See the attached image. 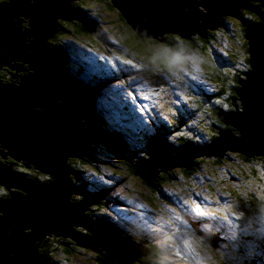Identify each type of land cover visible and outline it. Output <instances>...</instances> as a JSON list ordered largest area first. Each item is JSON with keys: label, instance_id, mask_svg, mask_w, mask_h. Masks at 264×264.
<instances>
[{"label": "rangeland", "instance_id": "374dc122", "mask_svg": "<svg viewBox=\"0 0 264 264\" xmlns=\"http://www.w3.org/2000/svg\"><path fill=\"white\" fill-rule=\"evenodd\" d=\"M73 5L88 22L101 16L99 20H105L106 26L104 32L100 29L103 35L101 36L97 28L93 33L84 34L81 30V25L84 24L80 21L57 18L55 22L58 28L47 38L46 44L54 52H59L57 48L62 50L66 42L81 40L90 46V53L94 49L92 61L86 63V70H82L77 77L81 87L97 90L96 95L92 93L87 99V104L91 103L97 115L101 116L100 120H96L102 126L104 123L107 126L111 118V110H115L118 97L125 92L130 95L135 93L136 97L138 93L142 94L151 101L156 93L154 108L169 110L166 121L158 127L160 132H170L169 129L163 130V125H180V134L187 135V140L199 145L207 144L209 136L216 134L217 124L213 121L216 116L213 111L218 108V104H223V101H219L222 98L219 97L220 91L222 88H227L214 79H226L227 76L223 73L233 75L235 68L237 70L241 68V71L236 72L239 76H242L239 72L248 70V66H244V58L248 57L245 50L247 40L240 19L229 18L230 26L220 32L217 40L213 42H202L196 47L182 48V45L176 47L179 51L175 50V52L161 47L158 50L154 47L145 50L139 45L142 42L135 40L136 47L128 40L135 30L110 0H77ZM18 19L17 21L21 20ZM28 22L24 19L22 25L27 27ZM92 24L98 27L96 21ZM18 26L20 27L19 24ZM175 36L177 34L174 33L167 37L162 36L163 41L160 40V43H168ZM138 38L149 43L152 40L154 44L156 42L155 38L139 34ZM226 42L228 44H225ZM124 50L130 54L127 58L122 56ZM187 53H190L192 61H187L184 57L188 55ZM233 53H236L234 56L236 65L233 64L230 56ZM181 61L187 62L181 63ZM15 63L17 65L8 61L0 64V76L3 79H7L9 75L2 73V67L14 68L10 72L13 76L12 81L7 84L19 85V78L22 79L21 76L25 72L20 69L21 64L18 61ZM207 67L212 71L210 74L213 76L207 75ZM124 71L127 73V78L124 77ZM27 76L28 74L25 75ZM130 76L135 77L136 80H130ZM214 81L216 85L220 84L221 89L218 87L214 89ZM74 84L76 85L75 82ZM159 89L165 91L162 95L164 97L162 103L157 102ZM102 93H111L114 98L113 103H109V107L105 106L108 101L102 97ZM97 96L101 97V100L97 99ZM233 96L237 97V95ZM235 102L239 105V99H235ZM229 107L227 103L224 109L229 110ZM112 121H115V118H112ZM198 121L201 122L197 124ZM125 123L131 131L126 127L119 131L113 130L119 129L120 126L115 127L112 124L107 131L109 133L112 131L111 134L119 140H126L129 147L133 146L135 153L133 160L136 161L143 154L144 157H149L150 151L147 153L146 146L139 143L134 135V126L129 120ZM222 125L224 126L223 123ZM228 127L232 126L228 125ZM161 133L159 137L165 136ZM175 136L174 134L171 137L176 138L171 143L173 145L178 144L176 143L178 136ZM106 147L117 151L113 146L98 140L86 141L84 149L88 154H83L82 158L75 156L66 158V167L73 172L69 175L71 179L73 177V181H70L72 185L83 188L88 196L95 194L102 196L101 189L106 193L109 192L106 196H102L104 198L102 201L108 205L104 203L97 206L98 200L95 203L90 202L83 214L100 219L115 215L123 217L125 226L122 229L133 230L141 236V239L152 244L153 246L150 247L156 255L155 261L161 260L162 264H264L263 160L249 162L238 157L237 153L229 151L228 157L222 162H219L215 156L196 158L193 161L196 162L194 168L197 167V171L187 174L182 167L174 166L167 171L170 173L169 176H173L171 182L163 183L159 187L156 184L155 187H151L133 172L134 167L132 168L127 160L112 155ZM251 167L257 175L255 179L249 180L250 178L245 174ZM18 169V172L26 174V180L50 183L45 172L23 164H20ZM164 172L160 170L155 181L161 175L166 176ZM106 176H109L106 180L109 183L102 184V179ZM6 189V186H0V193L6 194L4 191ZM7 191L10 194L9 189ZM17 191L16 188L14 192ZM132 197H137V201ZM130 204H137L138 211L132 209ZM193 220L200 222L201 233L190 227ZM128 222H131L130 227H127ZM73 231L85 237L93 236L82 226H75ZM108 231L118 233L117 229L111 227ZM62 238L70 243L69 248H65ZM37 248L40 256L46 259L45 264L102 262L98 252L76 244V241L69 237L45 236L39 240ZM147 250L150 254L151 251L148 248ZM188 254L190 257L187 256ZM141 260L143 261L134 260L133 264L154 263L149 255L141 257Z\"/></svg>", "mask_w": 264, "mask_h": 264}, {"label": "water", "instance_id": "95a60500", "mask_svg": "<svg viewBox=\"0 0 264 264\" xmlns=\"http://www.w3.org/2000/svg\"><path fill=\"white\" fill-rule=\"evenodd\" d=\"M76 1H0V64L22 59L29 68L28 77L19 85L0 82V155L45 172L50 180H26L17 167L0 161V184L18 190L0 199V264H45L38 242L56 235L95 250L103 263L130 264L148 254L140 244L108 231L105 222L83 214L98 194L88 196L72 185L69 175L73 172L66 167L67 157L88 154L86 141L98 140L125 154L118 139L102 128L87 104L93 88L75 85L62 72L63 56L46 44L58 28L57 18L88 23L73 5ZM110 1L136 33L162 41L167 32L186 40L205 38L207 30L221 26L227 15L244 22L249 70L236 80L239 87L233 98V102L239 99L240 106L235 102L234 109L219 108L217 116L224 126L218 127V136L207 144L186 140L173 145L156 140L149 158L134 163L140 177L155 187L160 170L167 172L174 166L190 170L196 165L193 159L199 157H224L228 151L250 159L264 157V0ZM243 9L256 13L260 21L243 19ZM16 18L21 19V25L27 19V28L21 29ZM73 193L81 198L70 199ZM75 226L93 236L73 231Z\"/></svg>", "mask_w": 264, "mask_h": 264}, {"label": "trees", "instance_id": "16d2710c", "mask_svg": "<svg viewBox=\"0 0 264 264\" xmlns=\"http://www.w3.org/2000/svg\"><path fill=\"white\" fill-rule=\"evenodd\" d=\"M107 1H109V0H107ZM198 1H201V0H198ZM255 5H258L259 6V3H256ZM121 13V12H120ZM118 14H119V12H118ZM241 14L244 16V14L246 15L245 17L246 18H244V19H246V20H249V21H253V22H257V21H260V18L258 17V15H256V13H254V12H252V11H249V10H245V9H243V11L241 12ZM229 17H231V16H229ZM229 17H228V15L227 16H225L223 19H222V22H223V24L221 25V26H219L218 28H216V29H210V30H207V35H206V37L205 38H202V37H199V36H193L190 40H186V39H184V38H182V37H180L179 35H177V36H175L171 41H169L168 43H160V40L159 39H156V42H155V44H154V40H152L150 43L146 40V41H144V39L143 40H139V38H138V34L135 32H133V37L132 36H129V38L128 37H125V38H128V40L132 43V44H134L136 47H137V45H136V43L134 42L135 40H138L141 44H139V45H141L142 47H143V49H145V50H148V49H151V47H154V49H156V50H158V48L159 47H161V48H165L166 50H170V51H173V52H175V50H177V51H179L177 48H179V47H181V45H183L182 46V48L183 47H186V46H193V47H196L197 45H199V44H201L202 42H209V41H213V40H217V36H218V34L220 33V32H222V31H225L226 30V27L228 28L229 26H230V21L231 20H229L228 21V19H229ZM232 18V17H231ZM248 18V19H247ZM26 25H28V24H26ZM23 29H26L27 27H22ZM21 28V29H22ZM95 28H96V26L95 25H93V29L92 30H95ZM223 28V29H222ZM81 30H82V33H84V34H86L85 33V31H86V28L83 26V25H81ZM91 32V31H90ZM134 42V43H133ZM192 42V43H191ZM124 45V47H126V45L125 44H123ZM177 47V48H176ZM171 49H174V50H171ZM57 50L59 51V53L64 57V62H63V65H62V72L66 75V76H68V77H70L71 79H73L74 80V82L77 84V85H81V83H80V81H79V79H78V77L77 76H74L73 75V73L70 71V69H69V60H68V58H67V56H66V53L64 52V51H62V50H59L58 48H57ZM211 62L216 66V63H214V61H212L211 60ZM244 66L246 67V66H248V70H249V62H248V58H247V60H245L244 61ZM217 67V66H216ZM206 70H208V72L207 73H209V76H213V74H210V73H212V71L211 70H209V68L207 67L206 68ZM220 71V70H219ZM238 71V70H237ZM203 72H205V70H203ZM242 76H239V74L235 77V81H226V84H225V82H224V80H220L219 78H217V79H214V80H217V81H219L220 82V84L221 83H223L224 84V86H227V92H228V94L230 93V89L231 88H229V86H230V84L231 83H233V84H235V85H237L238 84V81H236V80H238V78L240 77H244V71H242V72H239ZM239 76V77H238ZM4 83H6V82H4ZM238 86V85H237ZM225 92H226V90H225ZM226 92V93H227ZM227 94V95H228ZM233 95H237L236 94V91L235 90H233L232 91V94L231 95H228V98H230V102H228L229 103V109L231 110L232 109V107H233V104H234V102H233V98H234V96ZM232 96V97H231ZM219 97H222V98H220L219 99V101H224V94H222L221 95V93H220V96ZM224 103V102H223ZM89 106L91 107V109L94 111L95 109H94V107H93V105L91 104V103H89ZM239 106H240V102H239ZM218 110H219V108H216L215 109V111L216 112H214L213 111V113L215 114V113H217L218 112ZM96 111V110H95ZM97 112V111H96ZM96 116H97V119L98 120H100L101 118V116L100 115H97L96 114ZM213 121L214 122H216L217 124H219V126L220 125H222V121H220L219 119H218V116H217V114H216V118L214 117L213 118ZM201 121H198L197 122V124L198 123H200ZM205 123V122H204ZM213 124H215V123H213ZM104 126H105V123H104V125L102 126L103 128H104ZM216 126V125H215ZM223 126V125H222ZM179 127H181L180 125H178L176 128H179ZM217 129H218V127H216ZM229 128V127H228ZM230 128H232V127H230ZM205 129L206 130H208V128L207 127H205ZM233 129V128H232ZM235 132H236V130L235 129H233ZM111 132V131H110ZM167 134H169L170 136H172L173 135V133L172 132H168ZM207 135H208V131H207ZM210 135V134H209ZM218 136V131L216 130V135L215 134H212V135H210L209 136V139H208V142H210V141H212L214 138H216ZM187 139H184L183 141H186ZM123 141V150H124V152L125 153H127V159H128V163L132 166V168L133 167H135V164L134 163H136V162H138L141 158H144V154H143V156H141V157H139L136 161L135 160H133V155H135V153H134V149H133V146L132 147H129L126 143V140H122ZM152 145H153V143L151 142L150 144H149V146H148V149H150L149 151H151L152 149H151V147H152ZM132 156H131V155ZM227 155H229V153H227L224 157H216V158H218V161L219 162H222L224 159H226L228 156ZM237 156L238 157H240V158H242V159H247L249 162H252V160H256V161H258V160H263L264 161V157H262V156H257V157H255V158H253V159H250V158H247V157H245V156H243L242 154H240V153H237ZM130 158V159H129ZM199 158H202V157H199ZM135 161V162H134ZM7 164V163H6ZM134 164V165H133ZM183 170L187 173V174H189V173H192L193 171H197V167L196 168H191L190 170H188V169H185V168H183ZM133 172L134 173H136L135 172V168L133 169ZM164 173H166L167 175L166 176H160V178L157 180V181H155V183H156V186L157 187H159L161 184H163V183H166V182H171L172 181V179H173V176H169V174L170 173H168V172H164ZM255 173V170L251 167L249 170L247 169V171H246V174H245V176L248 178H250L249 180H251V179H255V177H256V175L257 174H254ZM137 174V173H136ZM72 179H73V177H72ZM248 179H247V181H249ZM10 197V194L9 193H7V194H3V193H0V198H3V199H5V198H9ZM102 197V196H101ZM100 197V198H101ZM104 199V198H103ZM98 201H99V199H98ZM94 219L95 218H97L96 216H94L93 217ZM117 232L119 233V234H121L122 236H125V234L127 235L126 237L127 238H129V239H132V240H135V241H137L138 243H141V244H143L145 247H147L151 252H150V254H148L151 258H152V260L154 261V263H152V264H162V263H160V261L161 260H158V261H155V259L157 260V258H156V255H154L153 254V252H152V250H151V247L150 246H153L152 244H148L146 241H145V239H141V236H139L137 233H134V232H132V231H128V230H126V229H122V228H118L117 229ZM148 251V250H147ZM188 253V252H187ZM148 255H146L145 257H147ZM187 256H189V254L187 255ZM190 257V256H189ZM192 259L194 258L193 256L191 257ZM260 260H262V259H260ZM140 262H142L143 260H141V258H140V260H139ZM51 263V262H50ZM52 264H55L54 262L52 263ZM100 264H105V263H100ZM109 264V263H108Z\"/></svg>", "mask_w": 264, "mask_h": 264}, {"label": "flooded vegetation", "instance_id": "af4514ba", "mask_svg": "<svg viewBox=\"0 0 264 264\" xmlns=\"http://www.w3.org/2000/svg\"><path fill=\"white\" fill-rule=\"evenodd\" d=\"M243 10H241V12H242ZM246 16V15H245ZM229 18H231V17H229ZM232 18H234V17H232ZM235 19H238V18H235ZM240 21L242 22V25H243V30H244V22L242 21V19H240ZM226 30H227V27H226ZM90 33H92V31L91 32H88V34H90ZM135 33V32H134ZM214 41V40H213ZM213 41H211V42H213ZM11 69H14V68H12V67H2V73L4 74H8L9 75V77H7V79H3L2 78V76H0V81H2L3 83L4 82H6V83H8L9 81H12V78H13V76H12V73H10L11 72ZM207 75L209 76V73H207ZM234 75V74H233ZM233 75H231V76H233ZM230 76V77H231ZM229 81H231V80H229ZM231 86V87H230ZM230 86H229V88H231L230 89V93L228 94V90H226V89H224V93L226 94V92H227V94L228 95H230L231 93H232V91L234 90L233 89V87L235 86V84H233V83H231L230 84ZM233 86V87H232ZM225 90H226V92H225ZM228 95H226V97H224V103L223 104H221V105H219L218 106V108L220 107V106H225V104H227L228 102H230V98H229V100H228ZM229 104V103H228ZM215 116H216V113H215ZM216 118V117H215ZM216 123V122H215ZM217 124V123H216ZM217 127H219V124H217ZM215 129L217 130V128H216V126H215ZM216 135V134H215ZM157 139V137L155 136V138L154 139H152L151 141H152V143L155 141ZM184 139H188V137H187V135H185V134H180V135H178V138H177V142L176 143H178V144H180V143H182V142H184L183 140ZM106 149H108V151L112 154V155H116V156H118V157H120V158H123V159H121V160H127L128 161V159H127V155L126 154H120V153H118V152H116L113 148H111V147H106ZM149 150L150 149H147V153L149 152ZM0 161H4L5 162V164L6 163H8L9 165H12L13 167H17L18 168V166L20 165L19 164V162L20 161H17V160H13L12 158H10V157H2L1 155H0ZM130 163V162H129ZM132 167V166H131ZM17 171H19V169H17ZM73 180V179H72ZM0 186H3V185H0ZM5 192H6V194L8 193V191H7V189L6 190H4ZM14 191V190H13ZM100 204H104V202L99 198V203H98V205L97 206H99ZM92 211H94V209L92 210ZM61 241L63 242V244H64V246H65V248H69V246H70V243H68L64 238H62L61 239Z\"/></svg>", "mask_w": 264, "mask_h": 264}, {"label": "clouds", "instance_id": "9594fccd", "mask_svg": "<svg viewBox=\"0 0 264 264\" xmlns=\"http://www.w3.org/2000/svg\"><path fill=\"white\" fill-rule=\"evenodd\" d=\"M0 1H2V0H0ZM4 1V0H3ZM242 17H243V15H242ZM244 19V18H243ZM248 19V18H247ZM21 25V24H20ZM23 27V25H21V28ZM96 28H97V26H96ZM23 29V28H22ZM90 29H93V24H92V27H90ZM230 34V33H229ZM230 36H232V34H230ZM79 42H80V40H78ZM225 44H228V42H226ZM224 45V44H223ZM65 46V45H64ZM89 53V52H88ZM88 53H86V56H87V54ZM234 54V53H233ZM230 55L231 56V58L233 59V64L234 65H236V62H235V58H234V56L236 55V53H235V55ZM184 57L185 58H187V60H190V61H192V58H191V55L189 56V55H187V56H185L184 55ZM82 59H85V57L84 56H82L81 57ZM88 58H89V61L91 62L92 61V56H90V55H88ZM244 58V57H243ZM213 59V58H212ZM214 60V59H213ZM245 60H247L246 58H245ZM244 60V61H245ZM69 62H70V60H69ZM187 62V61H186ZM186 62H183V61H181V63H186ZM62 65H63V63H62ZM69 69H70V71L72 72V71H74V68L71 66V64L69 63ZM78 69L80 70V71H82L83 70V67H80V66H78ZM236 68H235V72H234V75L233 76H231L232 74L230 73V74H226V73H223V72H221V73H223V75H226L227 76V79H223V80H226V81H229V80H233V81H235L234 80V76H237L236 75ZM238 71H241V68L238 70ZM73 73V72H72ZM76 73V72H75ZM78 74V73H77ZM231 76V77H230ZM239 77V76H238ZM226 78V77H225ZM241 78H243V77H241ZM238 79H240V77L238 78ZM226 81H225V84H226ZM220 85V84H219ZM219 85H218V88L219 89H221L220 87H219ZM238 85V86H237ZM237 85H235L234 87H233V89L236 91V89H238V87H239V84H237ZM93 93V95H96L95 94V91H93L92 92ZM220 93H221V95L222 94H224V97H226V95H227V93L225 94L224 93V89H222L221 91H220ZM232 94V93H231ZM232 97V96H231ZM221 105V104H220ZM217 106H219V104L217 105ZM225 106H226V104H225ZM91 108V107H90ZM220 109L221 108H224V106H220L219 107ZM92 110V109H91ZM93 111V110H92ZM95 111V110H94ZM93 111V112H94ZM214 112H216L215 110H214ZM217 114V113H216ZM94 115H95V112H94ZM95 117L97 118V116L95 115ZM113 123H114V121H112V122H110V124H112L113 125ZM145 139V137H143L141 140H138V142L139 143H141V144H143V145H145L146 146V148L148 149V146H149V144L144 140ZM174 138H171V140H173ZM176 139V138H175ZM175 141V140H174ZM173 141V142H174ZM155 142V141H154ZM153 142V143H154ZM170 143H172V142H170ZM205 144V143H204ZM123 145H121L120 144V148L123 150ZM124 151V150H123ZM125 153V152H124ZM126 155H127V153H125ZM73 174V173H72ZM107 179H109V176H106V177H104L103 179H102V184H108L109 182L108 181H106ZM156 184V183H155ZM106 186H108V185H106ZM84 193H85V190L83 189V188H80ZM101 191H102V196H106L108 193H106V192H104V190L103 189H101ZM105 203V202H104ZM105 204H107V203H105ZM126 204V203H125ZM108 205V204H107ZM126 205H128V204H126ZM115 216H117V215H115ZM120 217V216H119ZM107 218H109V217H107ZM94 219V218H93ZM94 220H98V221H103V222H105V220H103V219H100V218H95ZM110 223H113V226H109V227H111V228H113V229H118V226L120 227V228H123L125 225H121L119 222H118V220L117 219H115V217H112L111 218V220L109 221ZM116 224V225H115ZM115 225V226H114Z\"/></svg>", "mask_w": 264, "mask_h": 264}, {"label": "bare ground", "instance_id": "6f19581e", "mask_svg": "<svg viewBox=\"0 0 264 264\" xmlns=\"http://www.w3.org/2000/svg\"><path fill=\"white\" fill-rule=\"evenodd\" d=\"M111 3H112V2H111ZM17 19H18V18H16V22H17L18 24H20V21H17ZM18 20H19V19H18ZM28 35H29V34H28ZM30 37H31V36H30ZM30 37H28L29 42H32L33 40H30V39H31ZM17 61L21 64V68H20V69H21L22 71H23V70L25 71L24 74L21 76L22 79H23V78L25 77V75L28 74V71H29L28 66H27V65H24L23 60H22V59H21V60H13V61H11V62L8 61V63H12L13 65H17V64L15 63V62H17ZM27 77H28V76H27ZM19 79H20L19 82H21V78H19ZM19 84H20V83H19ZM94 91L97 92L96 89H95ZM135 172H136V171H135ZM136 173H137V172H136ZM137 175L140 177V175H139L138 173H137ZM72 181H73V180H72ZM151 187H153V186H151ZM12 188H13L14 190L16 189V188H14V187H10V188H9V191H12V190H11ZM100 197H101V196H98L97 200H98ZM100 199L103 200V197H101ZM132 199L135 200V201H137V197H132ZM132 209H133V208H132ZM123 210H124V209H123ZM184 219H185V218H184ZM130 224H131V222H130V223L128 222V226H127V227H130ZM206 225H207V224H206ZM169 228H170V227H169ZM128 231H131V230H128ZM132 232H134V231L132 230ZM134 233H135V232H134ZM117 235L122 236V235L119 234V233H118ZM126 236H127V235L125 234V236H122V237H124V238H126V239H128V240H130V241H133V242H135V243H138L137 241L132 240V239H129V238H127ZM209 236H210V235H209ZM138 244H140L141 246H143V247L147 250V248H146L143 244H141V243H138ZM99 254H100V253H99ZM43 255H44V254H43ZM145 256H146V255L138 256V261L140 260L141 257H145ZM108 263H109V264H113V263H111V262H108ZM108 263H107V264H108ZM130 264H133V262L130 263Z\"/></svg>", "mask_w": 264, "mask_h": 264}, {"label": "snow or ice", "instance_id": "6c2138e0", "mask_svg": "<svg viewBox=\"0 0 264 264\" xmlns=\"http://www.w3.org/2000/svg\"><path fill=\"white\" fill-rule=\"evenodd\" d=\"M130 63V62H129ZM145 159H148L149 157H144ZM81 198V194H79V193H73V194H70V199H73V200H79ZM95 206L93 205V208H94ZM199 221H197V220H193V221H191V224H190V227H192L196 232H198V233H201L202 232V230L200 229V227H199ZM211 242V241H210Z\"/></svg>", "mask_w": 264, "mask_h": 264}]
</instances>
